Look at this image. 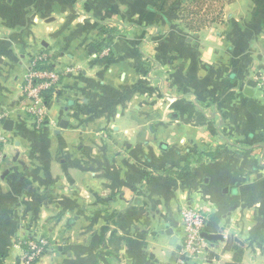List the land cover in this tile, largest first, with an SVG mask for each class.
<instances>
[{
    "label": "crops",
    "instance_id": "1",
    "mask_svg": "<svg viewBox=\"0 0 264 264\" xmlns=\"http://www.w3.org/2000/svg\"><path fill=\"white\" fill-rule=\"evenodd\" d=\"M166 3L0 0V264L30 236L52 242L38 264H264V0ZM39 53L73 68L42 133L21 95ZM186 205L220 238L181 263Z\"/></svg>",
    "mask_w": 264,
    "mask_h": 264
},
{
    "label": "built area",
    "instance_id": "2",
    "mask_svg": "<svg viewBox=\"0 0 264 264\" xmlns=\"http://www.w3.org/2000/svg\"><path fill=\"white\" fill-rule=\"evenodd\" d=\"M72 72L73 68L55 69L50 56L44 53L36 54L30 59L21 86V95L27 101L22 110L36 129H40L49 119V96L59 85L62 76ZM254 81L256 90L264 98V69L254 76ZM12 115V111L0 110V147L13 144V136L5 127ZM182 218L180 254L189 257L206 255L211 248L210 241L203 236L207 224L206 214L191 205H186L182 211ZM22 247L16 264H38L51 249L52 242L46 236H30L22 242Z\"/></svg>",
    "mask_w": 264,
    "mask_h": 264
},
{
    "label": "rangeland",
    "instance_id": "3",
    "mask_svg": "<svg viewBox=\"0 0 264 264\" xmlns=\"http://www.w3.org/2000/svg\"><path fill=\"white\" fill-rule=\"evenodd\" d=\"M179 1H181V0H174V1L167 0L166 5L169 6L172 3L175 4V2L178 3ZM101 26H102V28L105 29V31H108L110 33L111 32H114V31L115 32H121V31L124 32L125 29H126V27H124L123 24L114 23V22H105V23H102ZM96 44H97V47L99 49V52H98L99 57L100 58H109L110 55H111V45H109L110 43L106 39H101V40H98L96 42ZM150 66H151L150 64H148V65L146 63L145 64L144 63L142 64L141 73L143 74V77L145 79L148 78L146 74L149 71ZM20 112H22V111H20ZM30 127L32 128L33 131H38L40 133L46 132L48 129H50V125L47 124V123H45L40 129H36L31 124H30ZM14 131L15 130H12V133ZM10 135H11V132H10ZM164 235H165V230L163 232V236ZM181 242H182V240H181ZM159 253H161V252H159ZM174 254L175 255H179V258H180L179 260H180L181 263H184L187 258H190L189 256H180V244L175 247ZM168 255H170V254H168ZM115 264H121V262H116ZM131 264H135V263H131ZM162 264H164V262ZM166 264H178V262L177 261L170 260V262L169 263H166Z\"/></svg>",
    "mask_w": 264,
    "mask_h": 264
},
{
    "label": "water",
    "instance_id": "4",
    "mask_svg": "<svg viewBox=\"0 0 264 264\" xmlns=\"http://www.w3.org/2000/svg\"><path fill=\"white\" fill-rule=\"evenodd\" d=\"M13 125H14L13 121H12V120H8V121L6 122V124H5V127H6L8 130H12V129H13ZM167 234H168V235H173V230H171L170 228H168V230H167ZM203 236H204L206 239L210 240V241H215V240H217V239L220 238V235H219V234H211V233H209V232H204V233H203ZM175 239H177L176 236H172V241H175Z\"/></svg>",
    "mask_w": 264,
    "mask_h": 264
},
{
    "label": "trees",
    "instance_id": "5",
    "mask_svg": "<svg viewBox=\"0 0 264 264\" xmlns=\"http://www.w3.org/2000/svg\"><path fill=\"white\" fill-rule=\"evenodd\" d=\"M231 264H235V263H231Z\"/></svg>",
    "mask_w": 264,
    "mask_h": 264
}]
</instances>
